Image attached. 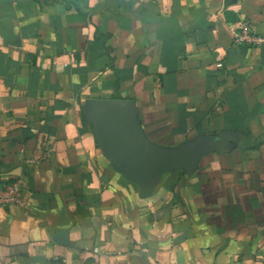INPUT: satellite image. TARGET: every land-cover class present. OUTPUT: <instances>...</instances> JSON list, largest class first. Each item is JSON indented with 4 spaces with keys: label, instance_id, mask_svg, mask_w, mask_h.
I'll return each instance as SVG.
<instances>
[{
    "label": "crops",
    "instance_id": "1",
    "mask_svg": "<svg viewBox=\"0 0 264 264\" xmlns=\"http://www.w3.org/2000/svg\"><path fill=\"white\" fill-rule=\"evenodd\" d=\"M264 0H0V264H264ZM133 101L173 149L222 135L149 197L82 110Z\"/></svg>",
    "mask_w": 264,
    "mask_h": 264
},
{
    "label": "water",
    "instance_id": "2",
    "mask_svg": "<svg viewBox=\"0 0 264 264\" xmlns=\"http://www.w3.org/2000/svg\"><path fill=\"white\" fill-rule=\"evenodd\" d=\"M110 164L132 180L141 197H149L171 172L191 175L201 157L220 151L222 135L186 141L166 149L144 136L133 101L91 100L82 110Z\"/></svg>",
    "mask_w": 264,
    "mask_h": 264
},
{
    "label": "built area",
    "instance_id": "3",
    "mask_svg": "<svg viewBox=\"0 0 264 264\" xmlns=\"http://www.w3.org/2000/svg\"><path fill=\"white\" fill-rule=\"evenodd\" d=\"M233 41L238 46L258 45L264 42L262 38L250 36L249 31L244 29L242 33H235ZM19 207L28 209L30 203L22 196V182L15 178H9L0 182V209Z\"/></svg>",
    "mask_w": 264,
    "mask_h": 264
}]
</instances>
